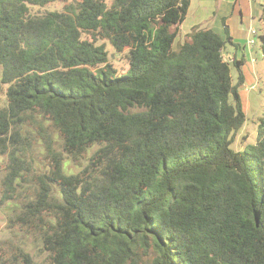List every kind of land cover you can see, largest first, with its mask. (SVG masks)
<instances>
[{
    "label": "trees",
    "instance_id": "1",
    "mask_svg": "<svg viewBox=\"0 0 264 264\" xmlns=\"http://www.w3.org/2000/svg\"><path fill=\"white\" fill-rule=\"evenodd\" d=\"M190 2L0 0V208L41 252L3 240L0 264H264V114L233 150L230 39L175 48Z\"/></svg>",
    "mask_w": 264,
    "mask_h": 264
},
{
    "label": "rangeland",
    "instance_id": "2",
    "mask_svg": "<svg viewBox=\"0 0 264 264\" xmlns=\"http://www.w3.org/2000/svg\"><path fill=\"white\" fill-rule=\"evenodd\" d=\"M110 3L111 0H105ZM64 2H54L48 4L43 8L34 7L32 8L33 13H43L46 11H62L64 9ZM254 29L259 31L260 34H264V21L256 19L253 22ZM186 27V25L184 26ZM181 37L179 36L174 47L180 43ZM100 43H103L100 41ZM227 46V45H226ZM106 49L108 51L109 63L117 70L119 74L128 72V64L125 59V53L117 54L113 48L106 43ZM231 50L232 48L227 47ZM248 48L245 49L247 56ZM253 54L254 59V69L250 72L249 77L244 79L243 85L241 84V72L240 68H237L235 64L230 63L231 79L233 85H238V92L241 98L242 109L245 115V122L243 126L237 131L235 135V140L231 145V148L235 151H242L248 145H254L257 139V129L260 125V119L264 114V59L262 57L261 51L259 49L258 43L254 46ZM247 59V57H246ZM5 103L4 95L1 97L0 105ZM38 162L42 165V156L39 154L35 156ZM4 160L0 159V181L3 177ZM75 165L72 163L68 168H74ZM11 215V208L5 207L0 208V241L8 240L14 243H25V248L33 255L39 256L41 254L36 240L33 236H22L16 233L13 236L6 228L7 219Z\"/></svg>",
    "mask_w": 264,
    "mask_h": 264
},
{
    "label": "crops",
    "instance_id": "3",
    "mask_svg": "<svg viewBox=\"0 0 264 264\" xmlns=\"http://www.w3.org/2000/svg\"><path fill=\"white\" fill-rule=\"evenodd\" d=\"M263 2L264 0H191L187 16L179 26L180 43L194 28L212 29L221 35L227 32L230 41H227L223 55L231 58L230 63L240 68L243 85L244 79H247L254 69L251 63V59L255 57L252 52L254 46L258 43L260 49L259 37L264 35L257 30L255 45L248 46L247 41L251 38L249 28H254L253 22L256 19L263 22ZM227 47L232 49L228 50ZM246 48L250 49L247 51V56Z\"/></svg>",
    "mask_w": 264,
    "mask_h": 264
},
{
    "label": "built area",
    "instance_id": "4",
    "mask_svg": "<svg viewBox=\"0 0 264 264\" xmlns=\"http://www.w3.org/2000/svg\"><path fill=\"white\" fill-rule=\"evenodd\" d=\"M256 1H259V0H256ZM248 32L251 35V38H249V40L247 41V44H248L249 47H253L255 45V43H256L257 31L254 28L250 27ZM223 59L225 61H227V62H231L232 61V59L227 57L226 55L225 56L223 55ZM254 61H255V59L252 58L251 59V63H254Z\"/></svg>",
    "mask_w": 264,
    "mask_h": 264
}]
</instances>
